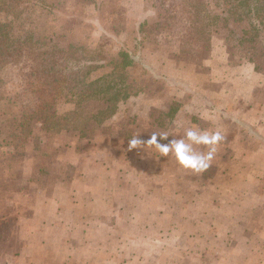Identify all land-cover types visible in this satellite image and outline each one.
Instances as JSON below:
<instances>
[{"label": "rangeland", "instance_id": "rangeland-1", "mask_svg": "<svg viewBox=\"0 0 264 264\" xmlns=\"http://www.w3.org/2000/svg\"><path fill=\"white\" fill-rule=\"evenodd\" d=\"M136 1L21 0L16 2V0H0V4L8 3L9 9H11L9 12L0 9V22L6 23L17 39L24 38L32 29L31 31L35 35L44 33L47 36L44 42L46 44L66 46L73 43L82 45L86 48L88 56L100 59L99 62L104 63L108 56L119 50L124 26L136 25L134 24L135 21L128 17L137 10L143 11V1L146 14L144 22L146 23L142 26L139 37L146 43V47L149 50L145 53V60H141L140 51V53L135 55L138 63H144L145 65V67L137 71L140 79L135 82L142 83V89L146 87L142 91L147 92L145 98L146 107L143 111L146 110L148 115L140 118H146L147 116V124L144 121L143 123L150 129L145 131H149L151 134L165 133L164 128H162L163 123L159 124L158 119L163 117L161 116L162 108L160 105L162 102L165 104L167 101V97L162 101L160 100V93L167 88H164L162 83L158 86V82H155L153 78L165 75L164 72H166L167 76L170 75L179 79L190 76L192 67H200L199 69L203 67L202 63H205L206 59H208L206 57L209 56L211 45L220 47V44H223L228 54L227 61L234 64L240 61L253 62L255 68L264 74V25L254 18L235 20L223 0H138L141 1L139 3ZM13 7L21 10V13L18 14L20 15L19 17H16L18 15L13 13ZM146 47L145 49H147ZM153 47H155V50L151 49ZM164 58L172 60V62H169L170 66L162 72L160 71L162 69L160 64H164L161 62L165 60ZM175 62L176 64H181L179 65L180 69H175ZM176 70H180V72L175 74ZM101 73L102 71L98 70L94 75ZM13 77L18 84L19 77L15 75ZM130 78L133 77L130 76L127 82L129 89L132 84ZM238 88L240 89L239 93H241L242 88L239 86ZM142 89H139L138 92ZM187 89L189 91L191 86L188 85ZM185 98L184 96L183 99ZM134 102L136 103L137 101L133 100ZM30 103L36 104L33 98L23 99L22 101V104L29 105ZM149 103H154V105L151 104L150 106ZM17 109L19 110V107ZM30 109L35 114L31 120L38 119L37 127L40 130V134L45 136L41 140L44 142L46 138L51 139L50 148L54 149V160H45L44 155L41 154V158L37 157L38 159L35 160L30 159L29 156V159L26 158L27 160L24 161L27 166L30 162L29 168L32 167L34 171L36 169H45V172H47L48 170L47 179H44L42 174H40L38 178L37 176L34 178V183L39 187L46 185L49 188L53 187L55 190L53 197H51L52 199L50 198L49 200L45 198V194H40V192L38 194H34V192L32 193L34 196H28L29 198H37L35 202L36 219L46 215V206L51 208L55 204L65 205L68 209L70 208V212L64 214L56 212L58 216L52 217L53 223L56 224L55 226L60 223L65 225V228L59 230L62 239V232L67 233L68 223L66 221L68 220H70L71 227L73 228L74 226L72 230L70 229L72 234L74 232L78 235L80 233V235H83V232L87 237L97 235L100 239H103L102 245H95L91 240L90 242L87 240L83 244L81 243L80 246L78 242L73 240V236H70V240L64 237L65 247H69V253L72 254V251L81 248L85 252L88 251V254H97L96 252L100 254V251H102V257H104L102 261L93 258L86 261L84 259H70L71 264H122L126 262L122 260V255H116L112 259L105 256V253H108V249H111L113 245L107 239H117L116 236L113 237L114 233L109 228L100 227L97 224L98 222L93 224L99 228L95 227L93 230L88 227V224L99 219L107 221L106 214L108 212H105L104 208L111 206L112 203L122 207L126 202L124 195L127 189L129 192L138 190L139 196L131 201L133 203L132 211L122 210L123 213L120 216L123 217V220L145 217L155 224H162L161 227L156 226L157 229L153 232V235L159 240L160 245H163L162 250L165 256L170 257L166 259L164 264H264V200L262 199L264 198V147L257 152V144H254V147L247 145L251 150L257 152L255 159L251 158L253 152L247 151L245 156L248 153L250 156H235L237 158L221 165L222 169L220 173L215 175L216 177L212 181L213 186L210 188L220 189L223 195L216 197V203L209 204V211L200 212V216L198 214L196 217L198 213L196 210L205 209L203 208L205 205L208 207L206 195L202 196L200 199L201 203H195L194 207L190 206L189 197L183 195L180 201V207L183 209L180 210L178 207L179 211H176V202L173 199L176 186H172L169 180L163 182L168 187L166 191L169 194H165L164 189L158 190L161 185L158 182L154 184L150 182L152 186L147 184L145 193L143 192L142 182L137 178H132L134 174L129 169V164L134 165L136 164L135 161H140V163L147 161L148 164L141 165H149V153L144 155V150L142 152V148L138 147L129 152L132 153L129 159L126 157L128 153L125 151L124 146H119L117 150L113 147V143L118 142L119 139L112 130L118 126L120 131L124 127L121 126V122L113 125L111 123L112 117H107L104 121H101L103 116L101 117L99 113L104 109L101 102H85L82 104L81 109L71 103H58L49 110L45 109L44 111L38 107ZM118 111L123 112L124 107ZM27 115L30 114L27 113ZM136 115L133 112L129 113L130 125L128 127L131 129L134 128L132 122L135 123L137 121ZM20 121H23V118ZM165 121L168 122L166 119ZM153 123H155V127ZM101 124L105 126L100 128ZM26 125L22 122L21 126L25 127ZM31 127L32 125L28 126V128ZM10 131L12 129L4 125V130L0 132V139L2 136L8 137L6 135ZM143 133L144 131L142 135H144ZM138 137L143 140L140 135ZM132 138L133 135H131V138L127 137L128 142ZM87 139L91 140L89 143H94V147H88L81 143V141H86ZM169 139H172L171 135ZM9 147V145H2L0 150L8 149ZM13 148L20 149V146ZM113 150H116L115 154ZM152 152L155 153L156 149L152 148ZM6 156L8 165H12L14 159L11 155L4 154V157ZM111 157H115L117 161L111 162ZM107 159L108 161H106ZM249 159H254V161L249 163ZM0 161L3 162L1 159ZM96 162L99 165H96ZM100 163H103V167ZM106 163H112L115 168L119 167V179L115 181L116 186L113 188L112 178L106 179L107 176H110V168H105ZM152 168V175H154L155 171L156 173L158 171V166L153 165ZM34 171L33 173H35ZM98 171L103 172L101 180L103 186L106 187L103 195L110 196L105 201L95 197L96 190H94V187L98 183L96 178ZM19 172L20 170L18 169L17 173ZM26 173L27 170L24 169L22 176ZM246 173L253 174L259 178L258 192H254L252 188L249 190L244 189L242 190L243 194L238 196L236 192L239 188L245 185L248 186L249 181L241 178ZM8 174L9 177L14 179L13 186H19L22 183L21 181L25 184L27 181L26 179L15 181L14 172L11 173L12 176L9 171ZM79 175L85 177V179L77 182L76 178ZM88 180L90 181L89 183ZM7 186L13 187L12 185ZM24 189H27L26 186ZM209 191L213 190L210 189ZM146 193L149 196H146ZM97 194L102 195L100 191ZM142 196H145V199L149 197V213H143L140 210ZM205 198L206 200H204ZM227 202H229V205ZM239 202H242V204H239ZM219 206H222V208H219ZM72 212H75V214ZM194 215L195 218L202 219L203 223L201 226H195ZM80 224H83V228L80 227L83 231L78 230ZM177 224L181 227H174ZM123 229L120 227V233L115 232V234L118 233L117 237H121L120 234ZM129 231L133 232L129 233L130 241H128L129 244L125 248L133 249L138 247L135 237L146 236V234L142 228L129 229ZM8 234L12 236V233ZM151 248H154L153 251H158V248H155L152 244L147 246V249ZM21 249V246L16 248L13 245H7L8 264L27 263V258L24 256L25 253H20ZM62 249L63 245L59 243L56 251L60 252L54 255L55 259H48L46 264H63L65 258ZM198 249L202 253L200 258L190 255ZM179 253H181V257H179ZM151 259L155 261L151 260L144 263L139 261L137 264H147L148 262L150 264H159L155 256H151ZM133 264L136 263L134 262Z\"/></svg>", "mask_w": 264, "mask_h": 264}, {"label": "crops", "instance_id": "crops-1", "mask_svg": "<svg viewBox=\"0 0 264 264\" xmlns=\"http://www.w3.org/2000/svg\"><path fill=\"white\" fill-rule=\"evenodd\" d=\"M139 2L141 1H138V3ZM142 9L143 11L137 10L130 17L127 16L128 18H132V20L135 21L134 24L136 25H128L127 27L124 26V29L122 30L124 33L122 34L121 46L116 53H118L122 48L126 50L129 49L131 53H135L133 56L134 59L135 55L140 52L141 60L146 59L145 53L147 50H149V48L146 47V43L139 37L140 32L142 31V26L144 23H146L144 22L146 20V14L144 11L143 1ZM125 29L127 30L125 31ZM132 29L133 33L131 32ZM220 45L222 46L223 44ZM221 46L219 47L217 45H211L209 49V56L206 57L208 59H206L205 63H202L204 68L202 67L199 69L200 67H192L193 69L190 71V76L186 78L183 77L179 79L177 77H171L170 75L167 76L166 72H164V69L170 66L169 62H172V60L170 61L165 58V60L161 61L164 64H160L162 68L160 71L164 72L165 75H159V77L153 78L155 82H158V86H160L162 83L164 85L163 87L168 89H163L160 93L161 101L167 97L166 103L164 104V102H162L160 105L162 108L161 116L167 115L168 110H170L172 106L175 107L173 119L168 122L165 121L163 126L161 125L162 128H164L163 130L165 133L169 134V136H172V139L182 138L184 136L185 130L192 127H196L201 131H212L216 129H220L222 131L225 139L218 145V150L215 154V158L211 167L203 173L192 174L191 172L181 169L172 154H169L167 157H162L157 150L154 153L152 152L153 147L147 145H141L138 147L142 148V152L144 150V155H148L149 153V165H141L148 164L147 161L144 163L135 161L136 164H129V169L131 170L132 174H134L132 178H137L140 182H142L141 187L143 188V192L146 190L147 184L152 186L151 183L154 184L158 182L159 184L161 183V185L158 187V190L164 189V193L169 194V192L166 191V188L168 187L163 183L166 180H169L172 186H176L173 198L176 202V211H179L178 209H183L180 207V201L183 195L189 197V204L192 207H194L195 203H201V197L206 195L208 199V207L205 205L203 207L205 209L202 208L203 210H196V212H198L196 217L200 212H207V210L209 211L210 205L217 200L216 197L218 195L219 197L220 195H223V192L220 189H216L215 187L210 188L213 186L212 181L216 177L215 175L220 173V170L222 169L221 165L232 161L234 158H237L235 156H250L249 153L245 156L247 151H252L253 155L251 158H254L256 153L264 147V74L255 68L253 62L240 61L237 64H234L230 61H227L228 54L226 52V48L224 45L223 47ZM145 47L147 49H145ZM151 49L155 50V47ZM135 61L137 62L138 67H145L144 63H138L136 59ZM179 65L181 64H176L175 62V69H180ZM179 72L180 70H176L174 73L178 74ZM166 84H168V87ZM188 85L191 86L189 91L187 89ZM238 86L242 88L241 93H239L240 89ZM145 88L140 92L131 94L130 97L125 101L119 102L116 113L111 116V123L113 125H115V123L117 124L121 122V126L124 127V129L120 131L118 130V126L112 130V132L114 131L119 139L118 142L116 141L113 143V147L117 150L119 149V146H124L125 151L128 153V156L126 155L127 158L131 157L132 153L129 152L133 151V149H128L127 137L131 138V135L134 137L135 134H137L138 136L140 135L142 137V141L146 142L151 136L149 131H147L148 133L145 131L150 129H148V127L143 123L144 121L147 124V116L146 118H140L142 116L148 115L146 110L143 111V109L146 107L145 98L147 96V92L142 91L145 90ZM184 96L186 97L185 99H183ZM133 100L137 102L133 103ZM151 104L154 105V103ZM151 104L149 103L150 106ZM122 107H124V111L119 112L118 110L122 109ZM131 112L137 114V121L135 123L132 122V126H134L132 129L128 127L130 125V119L128 116ZM153 124L155 127V123ZM104 126V124H101L99 127L103 128ZM143 131L144 135H142ZM90 141L91 140L87 139L86 141H81V143H84L88 147H92L94 143H89ZM162 143H167V141H162ZM254 144H257V152L251 150L247 146H253ZM198 147L200 150H207L204 146ZM116 150H113L114 154ZM4 154L11 155L9 148L0 150V159L3 161H0V264H8L7 260H9V257L6 254L8 252V244L13 245L16 248H19L20 246L22 247L20 253H25L24 256L27 258L26 264H46L48 263V259H55L54 255L60 252L56 251L59 243L63 245L62 253L64 254L65 258L63 260V264H71V260L84 259L86 261L92 258L102 261V258H104L102 257V251H100V254H98V252H96L97 254H88V251L85 252L79 248L72 251L71 254L69 253V247H65L64 237L70 240V236H73V240L78 242L80 246L81 243L83 244L87 240H89L88 242L91 240V242H93L95 245H102L103 243V239H100V237L97 235L87 237L83 232V235H80L81 233L78 235L74 232L72 234L71 230L74 228V226L73 228L71 227L70 220L66 221V223H68L67 233L62 232L63 239L60 237L61 235L59 230L65 228V225H61L60 223L58 226H55L56 224L53 223L52 217L57 215L56 212L62 214L70 212V208L68 209V207L65 205L56 204L51 208H47L46 206V215L40 216L39 219H36L35 202L37 198H29L28 196H34V194H38L40 192V194H45V198L49 200L51 197H53L55 190L53 187L49 188V186L46 185L39 187L34 183V178L36 176L38 178L41 173H38L39 169L34 171L32 167L29 168V165H31L30 162L28 163V166L24 162L27 160L26 158L30 156V159H32L33 156L30 154L29 156H26L28 154L23 153L19 155V157H14V163L12 165H8L7 156L4 157ZM254 159H249V163H252ZM51 160H54L53 157ZM106 161H108V159ZM110 161L116 162L117 160L115 157H111ZM97 164L99 165V163L96 162V165ZM100 165L103 167V163H100ZM153 165L158 166V171L157 173L155 171L154 175H152ZM107 167L110 168V176H107L106 179L109 180L112 178L113 188L116 186L115 181L119 179V167L115 168L112 163H106L105 168ZM18 169L21 173H17ZM24 169L27 170V173L22 176ZM8 171L10 175L14 172L15 181H19L21 179H26L27 181L25 184L23 181H21L22 183H20L19 186H13L14 179L9 177ZM33 171L35 173H33ZM97 173L98 175L96 178L98 183L94 187V190H96L95 197L101 198L103 201H105V199L108 200L110 196L106 194L103 195L105 193L104 188H106L103 186V182L101 180L103 177V172L98 171ZM47 174H49L48 170L46 174L42 173V177L47 179ZM241 178L248 180L249 183L248 186L245 185L239 188V190L236 192L238 196L239 194H243L242 190L244 189L249 190L252 188L254 192H258V177L253 174L251 175L246 173L242 175ZM81 179H85V177L79 175L76 178V181H81ZM89 182L90 181L88 180V183ZM15 183L17 184V182ZM7 185H12L13 187H8ZM25 186L27 189H24ZM178 187L180 188L177 189ZM210 189L213 191H209ZM98 191H100L102 195L97 194ZM125 192L126 193L124 196L126 197V202L124 205H122V207L116 203H112L111 206L104 208L105 212H108L106 214V218L108 220H95L90 222L88 227L93 230L95 227H98L93 223L98 222L97 224L100 227L104 226L105 228H109L110 231L114 233L113 237L116 236L117 239H107L111 242V244H113L111 249H108V253H105V256L110 259L116 255H122V260L126 261L122 264H133L134 262L137 264L139 261L144 263L154 260L151 259V256H155V258L158 259L159 264H164L166 259L170 257L165 256V253L162 250L163 245H160L161 243H159V240L153 235V232L157 229L156 226L161 227L162 224H155L145 217H137V219L134 220H123V217L120 216L123 213L122 210L127 212L132 211L133 203H131V201L135 200V197L139 196L138 190L129 192L127 189ZM146 196H149V194L146 193ZM209 198L211 199L209 200ZM262 199L264 200V198ZM204 200H206V198ZM140 203V210H142L143 213H149V197L148 199H145V196H142ZM227 204L229 205V202H227ZM239 204H242V202H239ZM219 208H222V206H219ZM100 211L104 212L103 210ZM118 212L120 213L118 214ZM72 213L75 214V212ZM193 219L195 226H201L203 223L202 219L195 218V215ZM75 226H77V224H75ZM175 226L181 227L178 224L174 225V227ZM80 227L83 228V224L79 225L78 230H81ZM120 227L124 229L121 231V237H117V234L120 233ZM139 228L143 229L146 236L144 235L141 237H135V242L138 244V247H134L133 249L125 248L129 244L128 241H130L129 233L133 232L129 231V229ZM115 232L118 233L115 234ZM8 233H12V236ZM151 244L154 245L155 248H158V251H153L154 248L147 249V246ZM190 255L200 258L202 253L198 249L197 251L192 252ZM179 257H181V253H179ZM147 264H150V262Z\"/></svg>", "mask_w": 264, "mask_h": 264}, {"label": "trees", "instance_id": "trees-1", "mask_svg": "<svg viewBox=\"0 0 264 264\" xmlns=\"http://www.w3.org/2000/svg\"><path fill=\"white\" fill-rule=\"evenodd\" d=\"M223 1L235 20L254 18L264 25V0ZM13 8L15 15L21 13V10ZM0 9L11 10L8 3L0 4ZM31 30L24 38L17 39L7 24L0 22V132L4 130V125L12 129L7 133L8 137H1L0 147L9 145L12 158L26 153L35 160L41 158V154L45 160H51L54 152L50 148L52 140H41L45 136L37 127L38 119L31 120L35 114L30 108L38 107L44 111L58 103H71L81 109L85 102L99 101L104 106L99 113L103 116L101 121H104L116 113L119 102L142 89V83L135 82L140 79L137 71L141 68L133 58L135 53L129 49L122 48L101 63L100 59L88 56L82 45L46 44L44 33L35 35ZM98 70L102 73L94 75ZM14 75L19 77L18 84ZM130 76L133 78H130L132 84L129 89L127 82ZM31 98L36 104H22L23 99ZM174 111L172 106L167 115L158 119V123L172 120ZM21 118L23 121H20ZM22 122L27 125L22 127ZM29 125L32 127L28 128ZM18 145L20 149L13 148ZM38 173L47 172L43 169Z\"/></svg>", "mask_w": 264, "mask_h": 264}, {"label": "clouds", "instance_id": "clouds-1", "mask_svg": "<svg viewBox=\"0 0 264 264\" xmlns=\"http://www.w3.org/2000/svg\"><path fill=\"white\" fill-rule=\"evenodd\" d=\"M224 139L220 129L201 131L192 127L186 129L184 136L179 139H169L167 133H153L145 142L137 135L129 140L128 149H137L141 145L153 147L162 157L172 154L181 169L192 174H200L211 167L218 145ZM162 141H167V143H162ZM198 146H204L207 150H200Z\"/></svg>", "mask_w": 264, "mask_h": 264}]
</instances>
